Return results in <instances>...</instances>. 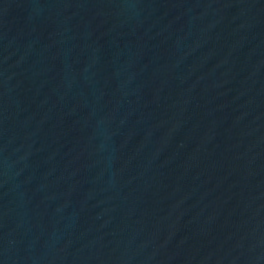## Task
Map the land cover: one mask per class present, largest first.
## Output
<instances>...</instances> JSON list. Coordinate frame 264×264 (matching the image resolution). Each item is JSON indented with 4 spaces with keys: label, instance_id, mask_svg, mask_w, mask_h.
<instances>
[{
    "label": "water",
    "instance_id": "95a60500",
    "mask_svg": "<svg viewBox=\"0 0 264 264\" xmlns=\"http://www.w3.org/2000/svg\"><path fill=\"white\" fill-rule=\"evenodd\" d=\"M0 264H264V0H0Z\"/></svg>",
    "mask_w": 264,
    "mask_h": 264
}]
</instances>
